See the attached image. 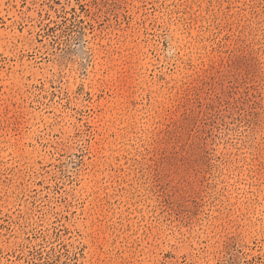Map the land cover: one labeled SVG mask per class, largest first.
<instances>
[{"label": "rangeland", "instance_id": "obj_1", "mask_svg": "<svg viewBox=\"0 0 264 264\" xmlns=\"http://www.w3.org/2000/svg\"><path fill=\"white\" fill-rule=\"evenodd\" d=\"M0 264H264V0H0Z\"/></svg>", "mask_w": 264, "mask_h": 264}]
</instances>
